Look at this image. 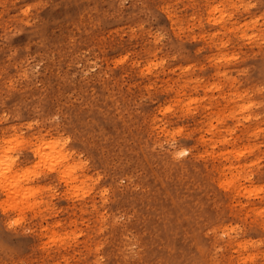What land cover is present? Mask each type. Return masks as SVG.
I'll return each mask as SVG.
<instances>
[{"label":"rangeland","instance_id":"1","mask_svg":"<svg viewBox=\"0 0 264 264\" xmlns=\"http://www.w3.org/2000/svg\"><path fill=\"white\" fill-rule=\"evenodd\" d=\"M172 2L43 0L30 14V26L17 23L24 19L19 11L37 0H6L0 7V22L23 29V35L7 41L0 37V89L8 79L29 77L17 92L0 91V114L13 117L0 126V137L11 136L10 125L39 119L41 132L55 128L70 134V147L90 161L87 175L101 177L84 201L60 185L54 201L58 215L47 222L32 220L29 213L27 224L9 231L7 220L15 213H0V264H92L99 243L105 245L99 253L105 264H264V199L248 197L264 186V170L241 173L218 152L209 155L198 121L175 135L178 122L160 113L176 98L169 89L177 76L144 74L156 51L179 55L181 63L206 65L209 53L194 55L197 45L187 44L190 34L177 33L168 7ZM185 5V20L206 7L205 0H185ZM262 12L264 0H259L251 15ZM155 21L168 34L159 46L152 43L159 27ZM141 23L147 26L133 34ZM239 48L233 41V50ZM11 52L19 56L9 61ZM242 54L246 63L235 67L250 66V72L240 91L264 83V49L244 48ZM212 72L208 67L204 74L212 79ZM187 142L193 143L192 155L173 162L170 154ZM252 172L253 180L246 181L243 177ZM105 187L108 203L101 204ZM8 193L0 194L4 207L14 203ZM24 227L32 234L24 235ZM75 232L84 233L77 242H53ZM220 232H228V238L219 240ZM132 244L139 257L125 260ZM217 247L223 252L215 254Z\"/></svg>","mask_w":264,"mask_h":264},{"label":"clouds","instance_id":"2","mask_svg":"<svg viewBox=\"0 0 264 264\" xmlns=\"http://www.w3.org/2000/svg\"><path fill=\"white\" fill-rule=\"evenodd\" d=\"M42 2L37 0L36 4L20 9L19 17L24 19L17 23L30 26L33 22L30 14ZM5 3L6 0H0V7ZM120 3L127 4L128 0H120ZM205 4L203 11L191 12L186 20L181 18V13L189 7L185 5V0H173L168 7L172 9L170 19L177 33L190 34L187 44L197 45L193 54L201 56L206 51L209 53L204 57L206 65L181 63L183 58L179 55L162 56L160 51H156L147 60L144 74L161 75L170 72L177 76L175 86L169 89L176 93V98L164 105L160 113L162 117H171L178 122L175 135L183 134L188 122L198 121L209 155L218 152L241 173L244 169L264 170V83L240 91L244 78L249 75L250 66L235 67L246 63L247 58L242 54L244 48L264 49V12L251 15L259 6V0H205ZM243 16L249 19H237ZM155 22L159 27L152 43L159 46L168 39V34L160 30L164 28L163 23ZM17 23L0 22V37L7 41L23 35V29ZM146 26L141 23L131 31L135 34ZM233 41L239 42V49L233 50ZM18 56V52H11L8 59L11 61ZM170 63L173 65L171 68L168 67ZM208 67L213 69L212 79L204 74ZM28 81L27 75L15 80L8 79L0 91L11 89L17 92ZM221 102L223 108L220 107ZM202 113L205 114L203 117ZM12 119L7 113L0 114V126L8 125ZM15 119L19 121L21 116ZM59 119L54 117L57 122ZM41 126L39 119L23 122L19 126L13 124L8 129L11 136L0 137V194L7 190L14 199V203L8 207H4L0 201V213H15L7 220L6 229L9 231L27 224L29 213L32 220L44 222L58 215L54 201L60 195V185L71 189L73 199L84 201L93 195L95 185H99L101 180L99 176L94 179L87 175L90 161L84 158L83 152L70 147L73 143L70 134L56 131L55 128L41 132ZM188 142L185 147L170 154L173 162H184L192 155L193 143L189 145ZM25 158L29 162L21 164ZM241 161L246 163L241 164ZM254 175L255 172H252L243 178L252 181ZM108 195L106 187L100 190L99 203L107 204L108 200L104 198ZM248 197L264 199V186L248 193ZM106 231V226L99 227L97 235L103 236ZM22 232L26 236L31 235L33 229L24 227ZM231 232L235 233L236 228ZM83 235V232H75L65 238L57 237L53 242H77ZM228 236V232H220L218 239L224 241ZM104 247L103 243H99L94 248L98 255L92 264H105V256L99 255ZM126 252L125 260L139 257L135 244L127 246ZM221 252L222 247L215 249V254Z\"/></svg>","mask_w":264,"mask_h":264},{"label":"bare ground","instance_id":"3","mask_svg":"<svg viewBox=\"0 0 264 264\" xmlns=\"http://www.w3.org/2000/svg\"><path fill=\"white\" fill-rule=\"evenodd\" d=\"M231 169V168H230ZM230 177V176H229ZM238 185V184H237ZM8 194H10V193H8ZM12 196V195H11Z\"/></svg>","mask_w":264,"mask_h":264}]
</instances>
